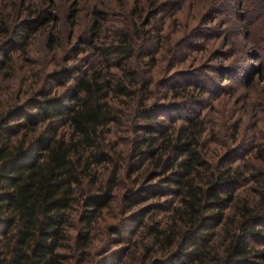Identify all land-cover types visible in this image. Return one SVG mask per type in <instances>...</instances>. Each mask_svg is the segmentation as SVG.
I'll return each instance as SVG.
<instances>
[{
	"label": "trees",
	"instance_id": "trees-1",
	"mask_svg": "<svg viewBox=\"0 0 264 264\" xmlns=\"http://www.w3.org/2000/svg\"><path fill=\"white\" fill-rule=\"evenodd\" d=\"M111 1L80 28L75 0L65 46L39 18L48 70L0 11V264H264V138L247 157L241 120L218 139L204 71L176 68L210 32L179 20L200 0Z\"/></svg>",
	"mask_w": 264,
	"mask_h": 264
},
{
	"label": "rangeland",
	"instance_id": "rangeland-1",
	"mask_svg": "<svg viewBox=\"0 0 264 264\" xmlns=\"http://www.w3.org/2000/svg\"><path fill=\"white\" fill-rule=\"evenodd\" d=\"M93 1L108 4L109 0H78L79 4L75 5L73 9L78 10L79 19L77 20L80 28L88 24V9L89 6L90 8L93 6ZM143 1L147 2V0ZM248 1L251 0H244L243 2L241 0H222L224 5H219L217 13L216 11L214 13L210 12L212 6H210L208 12H204V8L209 7V1L206 0H200L198 6L194 4L193 8H188L185 5L181 10L182 12L178 13L180 14L179 20L182 21L181 23H192L198 29L203 31L209 29L210 32H207V35H197L198 39L196 41L200 43L198 44L199 50L189 51L187 61L176 67H185V69L191 71L196 69L204 71L205 78L203 77V79L208 82V86L211 88L210 91L204 94V97L207 103L213 105V108H202V112L206 116L212 117L209 120H212L215 128H221L217 133L218 139L225 134L223 129H227L229 125L231 127L236 121L241 120L240 136L245 135L247 137L245 144L242 146V154L245 153V157L248 156L250 151L251 136L254 135L257 139L264 138V51L260 50L257 45L256 40L258 38L251 34L264 31V15L252 19L248 11H251L253 6L248 5L247 9L245 6ZM111 2L114 13L124 11V7L119 6L121 0H112ZM73 3H75V0H0V11L6 17L13 18L15 16V23L21 22L24 28L31 26L29 29L22 31L21 35L23 38L28 35H37L36 39L33 40L34 52L31 56L39 59L42 62V68L48 70V68H51V65H48V59L50 58L43 57L42 53V42L46 34L41 36L37 32L30 31L36 28L39 18L45 16L47 12H51L53 20H49L52 22L49 25L58 27L61 43L65 46L70 38L67 20L68 10ZM130 5L129 2L127 4L128 10ZM38 15L40 16L37 18ZM210 17L212 20H210ZM115 20V18H111L109 23H113ZM12 29L10 28V32ZM107 30V24H104L103 35L108 33ZM195 34L194 36H196ZM77 36L73 37V43L77 41L75 40ZM23 38L17 44H20ZM2 41L0 40V42ZM1 45L4 50L8 48V43L4 42ZM262 46L264 47V44ZM17 53V50L14 51L12 56ZM64 53L63 49L58 50L56 60L60 61ZM3 59L4 57L0 56V60ZM227 71H230L231 74H228ZM223 72L227 75L222 78ZM19 79L15 78L16 85ZM10 82L6 80L2 84L12 85ZM211 85H217L218 91L216 93H214V88ZM52 88H54L53 85ZM22 90H18L16 94L22 98L23 102L27 97L21 93ZM206 102L204 101V104ZM211 125L209 127H212ZM229 132L230 129L227 133L229 134Z\"/></svg>",
	"mask_w": 264,
	"mask_h": 264
}]
</instances>
